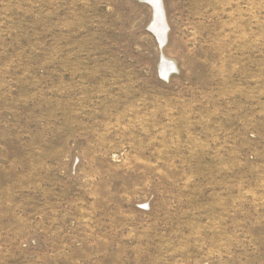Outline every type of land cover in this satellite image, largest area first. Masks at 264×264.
I'll list each match as a JSON object with an SVG mask.
<instances>
[{
	"label": "rangeland",
	"instance_id": "374dc122",
	"mask_svg": "<svg viewBox=\"0 0 264 264\" xmlns=\"http://www.w3.org/2000/svg\"><path fill=\"white\" fill-rule=\"evenodd\" d=\"M161 4L0 0V264H264V0Z\"/></svg>",
	"mask_w": 264,
	"mask_h": 264
},
{
	"label": "bare ground",
	"instance_id": "6f19581e",
	"mask_svg": "<svg viewBox=\"0 0 264 264\" xmlns=\"http://www.w3.org/2000/svg\"><path fill=\"white\" fill-rule=\"evenodd\" d=\"M154 8H155V21L153 23V30L158 35L160 39L166 38V34L168 31V26L165 18V13L161 4V0H152ZM165 42V41H164ZM162 73L164 76L168 77L171 71L174 69V65L163 58L161 65Z\"/></svg>",
	"mask_w": 264,
	"mask_h": 264
},
{
	"label": "water",
	"instance_id": "95a60500",
	"mask_svg": "<svg viewBox=\"0 0 264 264\" xmlns=\"http://www.w3.org/2000/svg\"><path fill=\"white\" fill-rule=\"evenodd\" d=\"M151 3H152V5H153V2H152V0H149ZM153 7H154V5H153ZM163 14H164V12H163ZM152 30H153V27H152ZM158 36V35H157ZM159 38V37H158ZM159 40H160V43L161 44H164L165 42L164 41H166V38H165V40L164 39H160L159 38Z\"/></svg>",
	"mask_w": 264,
	"mask_h": 264
}]
</instances>
